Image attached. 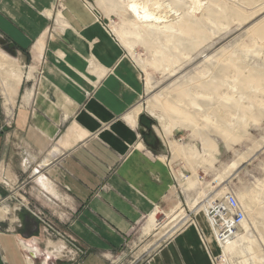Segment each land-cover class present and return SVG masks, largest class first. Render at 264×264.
Segmentation results:
<instances>
[{
	"label": "rangeland",
	"instance_id": "374dc122",
	"mask_svg": "<svg viewBox=\"0 0 264 264\" xmlns=\"http://www.w3.org/2000/svg\"><path fill=\"white\" fill-rule=\"evenodd\" d=\"M77 1L88 10L89 17L97 20L82 24L80 35L74 34L77 23H64L70 34L63 35L59 31L61 22L56 18L53 29L62 35H55L45 26L41 33L45 36L38 37L44 47V57L37 58L33 54L37 39L30 45L33 63L28 48L19 49L16 55L5 51L16 45L6 34L0 35V53L7 54L5 60L1 58L4 68L1 67L0 72V232L21 230L34 234L32 218L40 226L39 232L46 244L48 239L52 242L66 239L77 245L64 244V249L58 246L53 254L58 257L67 254L75 260L58 258L56 264H76L87 251L95 250L82 245L78 233L70 228L74 224L95 222L93 216H84L85 203L75 200V205L64 204L72 198L65 194L66 200L57 184L62 203L45 199L37 189L38 184L30 178L33 169L42 166L43 161L29 158L22 167L23 145L28 142L25 135L19 139L14 135L20 123L21 131L30 124L32 104L30 101L26 104L22 96L26 99L31 95V85L38 74L34 71L36 64L46 80L58 71L52 63L62 67L65 64L78 74V78L68 74V79H88L94 84L89 89L82 88L81 102L72 117L61 121L52 142L60 141L69 125L74 126V131L80 128L74 125V114L95 96L108 78L125 85L132 100L116 119L122 123V112L132 111L136 116L139 113V121L147 130L145 144L155 148L163 144L159 137L164 139L161 149L167 153L163 160L172 190L167 193L164 205H158L159 209L151 213L143 207L144 216L139 223L129 232L119 233L122 242L113 250L117 259L114 264H148L159 246L176 234L174 229L186 224H194L204 249L208 255L211 252L212 264H264V113H259L264 107V74L257 72V68L264 67V0H203L201 8L194 13L193 38L187 35V25L181 22V33L172 39L163 35H134V22L123 9L127 0ZM158 1L163 5L171 4L178 11H170L181 15L190 0ZM121 8L122 15H119ZM236 10L240 13L236 14ZM58 37L63 39L60 41L64 49L55 56L48 45ZM127 42L134 44L133 52L129 51ZM104 48L111 51L106 54ZM205 75L209 77L203 79ZM17 77L19 81L15 82ZM7 79H10L9 86L4 83ZM160 98L165 101L158 102ZM191 100L199 102L198 110L191 105ZM173 140L181 145L184 153L175 151V146L170 144ZM126 154L128 152L120 156L118 165ZM234 159L238 163L231 169L229 166ZM45 168H41L43 173ZM218 173L226 177L216 178ZM257 182L261 183L259 189L255 188ZM226 190L233 192L238 200L244 194L256 204L251 212H245V222L238 228L244 237L236 238L228 249H223L210 234L211 237L206 236L207 221L199 207L205 203V197L212 196L217 201ZM154 212L157 219L152 217ZM172 213L173 217L169 218ZM159 220L162 221L160 226Z\"/></svg>",
	"mask_w": 264,
	"mask_h": 264
},
{
	"label": "crops",
	"instance_id": "0c3cea01",
	"mask_svg": "<svg viewBox=\"0 0 264 264\" xmlns=\"http://www.w3.org/2000/svg\"><path fill=\"white\" fill-rule=\"evenodd\" d=\"M60 2L61 5L56 6ZM89 16L88 10L77 0H0V35L9 36L18 47L17 52L19 49L28 48L33 63L30 45L35 43L45 26L55 35H68L70 30L66 29L64 23H77L74 34L80 35L82 24L97 20ZM56 18L61 22L59 31L62 34L53 29ZM60 40L63 39L58 37L52 45H48L52 55L55 53L56 56L58 51L64 49ZM48 48L46 54L49 52ZM104 50L108 53L111 51L107 48ZM52 64L58 67V71L47 80L41 78L42 73L38 72L39 67L36 64L34 71L38 74L31 85V95L26 99L22 96L24 102L27 104L30 101L32 106L28 127L21 131L23 127L20 123L14 130L18 139L25 135L28 142L23 145L25 149L21 166L24 167L23 162L26 159L38 161L41 158L47 175L42 172L43 167L40 164L33 169L30 178L38 184L37 189L44 194L45 199L62 203L44 192L40 178L35 177L39 172L58 185L65 199V194L72 198V201H65L64 204L75 205V200L83 201L86 205L84 216L94 217V223L74 224L70 227L73 232L78 233L82 245L95 249L87 251L82 261L76 264H108L109 260L110 264H114L117 259L113 250L122 242L119 233L129 232L134 224L139 223L144 216L143 207L150 213L153 209H159L158 205L167 202V193L170 194L172 190L163 160L167 153L161 149L164 139L159 137L163 144L155 148L145 144L144 137L147 135L144 133L147 130L139 121V113L136 116L132 111L122 112V123L116 119V115L129 106L132 100L127 94L130 90L125 85L108 78L97 89L95 96L74 114V125L80 128L74 131L71 124L59 138L60 141L52 142L61 121L72 117L81 102L84 95L82 88L85 86L89 89L94 84L88 79H68V74L76 78L78 74H74L75 71L65 64L63 67ZM154 134L158 138L157 133ZM127 152L126 158L118 165L120 156ZM31 221L35 227L34 234L21 230L0 232V264H27L25 258H22L26 256L24 250L36 248L35 251H43L46 245V254H53L58 246L62 249L64 244H72L66 239L53 242L48 239L46 244L44 237L40 235L37 221L32 218ZM174 230L177 231L176 234L159 246L148 264H212L211 252L208 255L204 249L194 224H186ZM201 231L205 233L204 229ZM73 250L76 254L75 249ZM68 256L66 254L56 257L55 253L48 260L44 259L43 263L36 258L35 263L56 264L60 260L58 258ZM32 257L30 253L29 258ZM62 260L71 262L75 257Z\"/></svg>",
	"mask_w": 264,
	"mask_h": 264
},
{
	"label": "bare ground",
	"instance_id": "6f19581e",
	"mask_svg": "<svg viewBox=\"0 0 264 264\" xmlns=\"http://www.w3.org/2000/svg\"><path fill=\"white\" fill-rule=\"evenodd\" d=\"M254 1H257L258 2V0H254ZM202 2H203V0H190L189 1V4L184 7L185 9H184V11H183V13L181 15H178L177 14L176 11H178V10L177 9H174L171 6V4L166 3L165 5H163L158 0H154V1H152V0H141V1H137V0H127L126 4L123 6V9H124L125 14H128L129 18H131L132 21L134 22V28H132V30L134 31V35H136V34H138V35H147V36H149V35H163V36H166V37H169L170 39H172V37L174 35H178V33H181V31H180L181 25L180 24L182 22L183 24H186L187 25V35H191V38H193V35H194V19H196V18H194V13L197 11V9H200L201 8ZM123 9L122 8L119 9V11H120L119 12V15H122L121 10H123ZM167 10H169V11H167ZM170 10H176V11H170ZM170 13H173V17L172 18L170 17ZM239 13H240L239 10H236V14H239ZM148 25H151V27H149ZM153 26H155V27H153ZM162 26H163V28L164 27L165 28L164 29H161ZM167 26H169V27L167 28ZM173 28H175V30H173ZM44 36L45 35H41L40 37L43 38ZM140 39H141V42H142L143 39L142 38H140ZM126 45L129 48V51L130 52H133L134 51L133 48H132V46L134 44H130V43L127 42ZM176 45H178V44H176ZM43 48H44L43 47V44H41V41L38 39L37 42L35 43L34 47H33V54H34V56L37 57V58H40V57L43 58L44 57ZM103 51L106 54L108 53L106 50H103ZM161 52H163V51H161ZM6 55L3 52L0 53V72L2 70L1 67L4 66V62H1L2 61L1 58L4 59L6 57ZM157 60L160 61L161 60V57H157ZM260 68H257V72L260 73L261 76H262V74H264V67H260ZM17 76H18V74H17ZM208 77H209L208 75H205L202 78L203 79H206ZM7 80H5V82H4L5 83V86H9L10 85L9 84V80L10 79L8 81ZM18 81H19V77L15 78V82H18ZM147 81L148 80H146V82ZM1 83H2V80H1ZM255 92H257V91H255ZM159 101H165V99L162 98L161 100H158V102ZM191 105L193 107H196L197 110H198V108H200V104L196 100H191ZM260 112L261 113H264V107H261V111H259V113ZM71 129L72 128H69V130H71ZM169 131H170V129H169ZM240 134H242V133H240ZM170 144H173L175 146L174 149L178 153H184L185 152L184 149L181 147V145H178L175 140L170 141ZM54 149H56V148H54ZM203 149H204V151H207V152L209 151V150H206L207 148H203ZM213 155H214V153H213ZM212 158H215V157H212ZM210 160L212 161L211 158H210ZM44 162H45V160H44ZM237 163H238V161H236L234 159L233 162L230 164L229 167L231 169L232 168H235V166L237 165ZM228 169H226V171ZM222 174H224V173L222 172ZM222 174L221 173H218V175L216 176V178L219 177V179H222L225 176V175H222ZM37 176L40 178L41 187L44 189V192L45 193L47 192L49 195H51L50 197H52V198H57L58 200H61L60 192H59V189H58L57 185L54 184L51 180H49L47 177H44L40 172L35 177H37ZM255 186H256L255 187L256 189H259V187H261V183L260 182H257L255 184ZM226 192H227V190L224 191V193H226ZM222 195H221V197H222ZM239 200L243 204V205L242 204L241 205L244 208L245 212L246 211L247 212L248 211L251 212L255 208V204L256 203L254 201H252L246 195L242 194ZM204 201L205 202L206 201H208V202H215L216 200H213L212 199V196H210V197H205ZM204 205H205V203H202L200 205V207H199L201 209V213L202 212L204 213ZM152 217L154 219H157L158 218L156 212H154V214H153ZM172 217H173V213L170 215L169 218H172ZM244 220H245V218H244ZM161 222H162L161 220L158 221V226L162 225ZM204 222H205V220L203 219V224H204ZM205 225H206L205 227H206L207 232H209L210 235H211L210 228L206 224V222H205ZM238 228L234 232V235L231 236L230 238H228L226 240V242L223 243V244H221V246H219V247H222L223 249H228L233 244V242H234V240L236 238H238V237H242L243 238L244 235L242 234L241 230L238 229ZM46 231H47V228L45 229V232ZM145 231L148 232L149 231V228H145ZM210 235L206 233V236H210ZM212 238H213V236H212ZM25 245H28V244L25 243ZM29 247H32V245L29 246ZM28 251L29 250L24 251L25 252L24 255H26V256L25 257H22V258H23V260H24V258H27L28 259L27 261H29V264H38V263H35V259L36 258L39 259L41 262H42V259L44 258L43 256H46L44 258L45 260H48V258H49V256L46 253H44L43 251H41V250H39L37 252L34 251V250H30L29 252L32 254L33 257L32 258H29ZM56 257H57V255H56ZM24 261L27 262L26 260H24Z\"/></svg>",
	"mask_w": 264,
	"mask_h": 264
},
{
	"label": "built area",
	"instance_id": "2783aa9c",
	"mask_svg": "<svg viewBox=\"0 0 264 264\" xmlns=\"http://www.w3.org/2000/svg\"><path fill=\"white\" fill-rule=\"evenodd\" d=\"M204 216L214 241L221 246L242 224L245 210L237 196L227 191L219 200L205 202Z\"/></svg>",
	"mask_w": 264,
	"mask_h": 264
},
{
	"label": "water",
	"instance_id": "95a60500",
	"mask_svg": "<svg viewBox=\"0 0 264 264\" xmlns=\"http://www.w3.org/2000/svg\"><path fill=\"white\" fill-rule=\"evenodd\" d=\"M7 52H11L13 55H16L17 53V47L16 46H12V49L11 50H5Z\"/></svg>",
	"mask_w": 264,
	"mask_h": 264
}]
</instances>
